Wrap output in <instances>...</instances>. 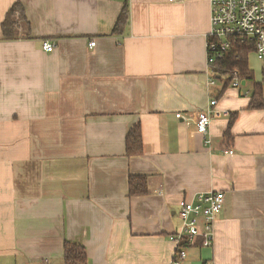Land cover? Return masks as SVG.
Wrapping results in <instances>:
<instances>
[{"label": "crops", "instance_id": "obj_1", "mask_svg": "<svg viewBox=\"0 0 264 264\" xmlns=\"http://www.w3.org/2000/svg\"><path fill=\"white\" fill-rule=\"evenodd\" d=\"M17 1L31 37L3 39ZM128 1L110 35L124 0H0V264H64L66 241L89 264H170L180 201L211 190L226 196L214 244L185 264H264V108L246 81L209 83L210 0ZM249 65L264 95V61ZM212 99L228 114L206 144L196 119ZM137 123L144 150L129 157ZM130 175L146 194L130 195Z\"/></svg>", "mask_w": 264, "mask_h": 264}, {"label": "built area", "instance_id": "obj_2", "mask_svg": "<svg viewBox=\"0 0 264 264\" xmlns=\"http://www.w3.org/2000/svg\"><path fill=\"white\" fill-rule=\"evenodd\" d=\"M211 30L207 36V63L210 72L209 83L216 84V64L224 59L235 41H240L253 49L254 54L264 61V0H210ZM96 44L90 41V46ZM43 49L51 52L55 44L49 40L43 42ZM234 87H241L242 81L238 71H234ZM223 76V75H222ZM218 100L212 99L208 109L197 114L196 126L198 132L205 136L206 144L209 139L212 120L227 111L216 109ZM181 117V114H178ZM227 153H233L229 149ZM225 192L211 190L197 194L192 199L183 198L179 203L181 225L177 232L171 234L170 239L175 243V249L170 264H185L190 247L199 244L201 247H211L215 240V221L225 205ZM203 264H213L204 261Z\"/></svg>", "mask_w": 264, "mask_h": 264}, {"label": "trees", "instance_id": "obj_3", "mask_svg": "<svg viewBox=\"0 0 264 264\" xmlns=\"http://www.w3.org/2000/svg\"><path fill=\"white\" fill-rule=\"evenodd\" d=\"M17 13L19 16H17ZM130 23V4L128 0H124L122 9L112 28L110 35H123ZM28 25V19L25 13V7L22 2H15L7 12L2 22L3 39H16L20 37L29 38L30 35L19 36L17 26ZM253 47L240 41H235L232 48L227 52L224 59H219L216 64V71L219 76L227 75L224 82L223 91L232 86L235 80L234 71H238L241 81L251 84L252 94L249 108H264L263 86L261 82H257L253 70L249 65V53ZM243 87V85H241ZM236 118V113L232 114L230 125ZM143 138L141 125L137 123L128 132L126 136V154L131 157L141 155L143 153ZM148 192V179L146 175H130L129 177V193L130 195H143ZM64 264H89L86 248L77 242L66 241L64 243Z\"/></svg>", "mask_w": 264, "mask_h": 264}, {"label": "rangeland", "instance_id": "obj_4", "mask_svg": "<svg viewBox=\"0 0 264 264\" xmlns=\"http://www.w3.org/2000/svg\"><path fill=\"white\" fill-rule=\"evenodd\" d=\"M227 77V75L225 74V75H223V78H222V80H221V82H218L219 83V85L222 83V81L223 80H225V78Z\"/></svg>", "mask_w": 264, "mask_h": 264}, {"label": "water", "instance_id": "obj_5", "mask_svg": "<svg viewBox=\"0 0 264 264\" xmlns=\"http://www.w3.org/2000/svg\"><path fill=\"white\" fill-rule=\"evenodd\" d=\"M245 83V82H244Z\"/></svg>", "mask_w": 264, "mask_h": 264}]
</instances>
